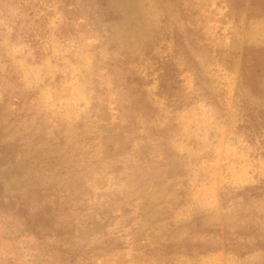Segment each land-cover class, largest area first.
I'll list each match as a JSON object with an SVG mask.
<instances>
[{"label": "rangeland", "instance_id": "rangeland-1", "mask_svg": "<svg viewBox=\"0 0 264 264\" xmlns=\"http://www.w3.org/2000/svg\"><path fill=\"white\" fill-rule=\"evenodd\" d=\"M258 243L264 0H0V264H264Z\"/></svg>", "mask_w": 264, "mask_h": 264}, {"label": "trees", "instance_id": "trees-1", "mask_svg": "<svg viewBox=\"0 0 264 264\" xmlns=\"http://www.w3.org/2000/svg\"><path fill=\"white\" fill-rule=\"evenodd\" d=\"M244 117L246 120L254 121V119H253L254 117L250 113L245 114ZM260 188L261 187L246 188L243 192L237 193V197H240L243 200V203L245 205H248L251 200L258 199L260 197L257 193V190ZM226 240H228L230 243H227L224 245L225 250L232 251V252L237 253L239 255H245L244 251H246V249H245L246 246L244 244L236 242L235 239H230V240L226 239ZM263 245H264L263 243H261V244L258 243L256 246L259 247L260 250H264V247H262Z\"/></svg>", "mask_w": 264, "mask_h": 264}]
</instances>
